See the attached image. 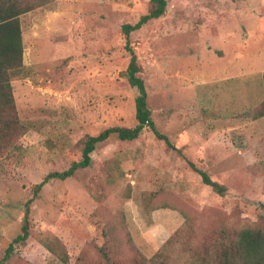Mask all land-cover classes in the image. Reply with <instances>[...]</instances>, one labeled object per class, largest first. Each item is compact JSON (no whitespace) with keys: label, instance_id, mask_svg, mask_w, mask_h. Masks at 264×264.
<instances>
[{"label":"rangeland","instance_id":"374dc122","mask_svg":"<svg viewBox=\"0 0 264 264\" xmlns=\"http://www.w3.org/2000/svg\"><path fill=\"white\" fill-rule=\"evenodd\" d=\"M165 1L127 38L150 121L180 154L147 127L132 141L113 134L89 166L33 195L80 160L85 137L135 125L120 26L150 4L24 0L21 66L9 75L20 129L0 152V261L25 203L29 228L4 264H217L238 231L264 229V116L252 119L264 101V0Z\"/></svg>","mask_w":264,"mask_h":264},{"label":"trees","instance_id":"16d2710c","mask_svg":"<svg viewBox=\"0 0 264 264\" xmlns=\"http://www.w3.org/2000/svg\"><path fill=\"white\" fill-rule=\"evenodd\" d=\"M150 8L146 14L141 15L134 24H123L120 30L125 36L124 49L129 58L123 76L131 88H134L136 95L133 99L135 125L132 128L110 127L102 130L95 136H88L82 141L80 149V160L71 162L68 168L61 172H51L33 190L36 195L42 185L49 179L65 180L70 178L75 171L83 169L90 164V153L94 147L105 141L110 135H115L120 141H132L139 133L147 127L157 140L162 141L166 148L180 154L168 140L160 134L150 121V111L146 106V93L142 80L137 77L140 68L136 63V57L129 47L128 34L138 30L149 20L159 18L165 9V0H148ZM29 5L24 0H0V152L10 145V142L18 134L16 119L13 115V104L11 98L9 75L21 66V38L17 17L28 11ZM264 88V67L262 71ZM264 116V101L260 104L257 113L252 119ZM16 130L13 131V129ZM188 167L193 170L200 178L203 185L208 186L217 195H222L224 187L210 180L208 175L197 169L193 163L187 162ZM28 203L24 205V213L20 233L16 235L7 245L0 264L10 256L13 246L23 243L28 236L29 221ZM262 230V231H261ZM242 229L236 233L233 240L220 254L217 264H264V229Z\"/></svg>","mask_w":264,"mask_h":264},{"label":"crops","instance_id":"0c3cea01","mask_svg":"<svg viewBox=\"0 0 264 264\" xmlns=\"http://www.w3.org/2000/svg\"><path fill=\"white\" fill-rule=\"evenodd\" d=\"M244 2H246V1H244ZM244 4H246V3H244ZM250 8H252L251 10H254V11H252V12H254V13H258V11L256 10V9H258L259 8V2H256V3H253V4H250V6H249ZM256 14H251V16L252 17H255V18H257V16H256ZM245 16V15H244ZM244 16H243V18H244ZM252 17H247V18H249V19H251ZM248 19V20H249ZM258 28V27H257ZM250 32H252V31H250ZM250 32L248 33V35H246V37H249L250 36ZM258 34H259V31H258ZM227 37L228 38V35H226V32L225 33H223L222 34V38L223 37ZM236 51H234L233 52V54L235 55V54H237V56H241L240 54H241V50L239 49V46L237 45V48L235 49ZM250 69H248V71H249Z\"/></svg>","mask_w":264,"mask_h":264}]
</instances>
